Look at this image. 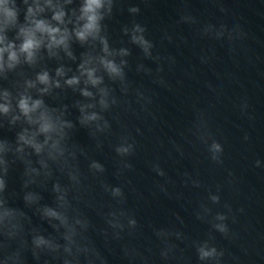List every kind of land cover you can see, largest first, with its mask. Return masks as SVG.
I'll use <instances>...</instances> for the list:
<instances>
[{
	"label": "clouds",
	"instance_id": "1",
	"mask_svg": "<svg viewBox=\"0 0 264 264\" xmlns=\"http://www.w3.org/2000/svg\"><path fill=\"white\" fill-rule=\"evenodd\" d=\"M122 2L0 0V264H112V260L193 264L192 256L195 264L236 260L217 237L230 243L237 239L232 225L244 209H234L222 197L223 186L215 185L213 190L198 174H181L184 187L206 191L192 210L193 219L206 225L199 237L185 231L179 213L159 223L140 216L129 203L133 193L137 200L143 199L125 179L135 172L132 160L138 150L137 136L143 132L140 127L130 128L126 117L152 115L156 89L172 90L169 74H174L178 61L166 47L189 45V37L177 31L181 26L189 30L192 40L226 45L229 53L247 34L238 22L204 20L192 9L191 0H176V17L172 25L161 28L156 40L148 26L135 19L141 14L140 5L151 6L154 0H138L127 8L132 19L121 26V40L115 46L106 21L123 11ZM205 2L220 4V0ZM219 11L227 15L222 5ZM74 44L85 49L79 57ZM134 50L138 59L133 65ZM196 55L206 65L215 50L201 49ZM65 58L76 63L75 70L62 62ZM45 60L58 65L50 70ZM132 72L152 87L137 85L130 79ZM69 89L79 97L71 106L78 112L75 120L67 104L46 100ZM240 108L242 113L247 109L246 101ZM79 129L87 131L90 148L75 139ZM187 131L203 147L211 165H224L225 144L212 129L208 108L192 105ZM170 143L183 155L182 146L174 140ZM106 144L112 153L111 174L118 183L108 180L105 162L91 154L102 153ZM147 166L160 178L154 187L173 198L168 185L176 181L159 160L148 161ZM254 167L264 168V160L257 158ZM14 172L19 174V190L10 188ZM45 191L52 195L50 204L43 202ZM174 198L182 199V194ZM17 200L22 207L15 204ZM189 251L192 255H186Z\"/></svg>",
	"mask_w": 264,
	"mask_h": 264
}]
</instances>
